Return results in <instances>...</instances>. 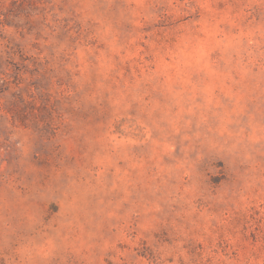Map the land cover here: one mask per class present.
Wrapping results in <instances>:
<instances>
[{
  "label": "rangeland",
  "instance_id": "374dc122",
  "mask_svg": "<svg viewBox=\"0 0 264 264\" xmlns=\"http://www.w3.org/2000/svg\"><path fill=\"white\" fill-rule=\"evenodd\" d=\"M0 264H264V0H0Z\"/></svg>",
  "mask_w": 264,
  "mask_h": 264
}]
</instances>
